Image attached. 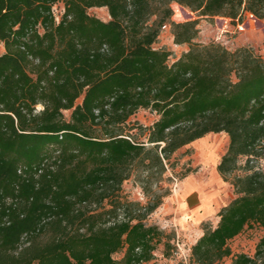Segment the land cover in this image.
Masks as SVG:
<instances>
[{"label": "trees", "instance_id": "trees-1", "mask_svg": "<svg viewBox=\"0 0 264 264\" xmlns=\"http://www.w3.org/2000/svg\"><path fill=\"white\" fill-rule=\"evenodd\" d=\"M174 2L264 22V0H0V264H155L164 238L169 257L175 235L146 220L171 195L173 156L219 133L230 142L218 172L238 197L191 264H264V173L250 168L264 160V58L196 43L200 20L172 22ZM103 7L108 22L88 13ZM168 24L189 46L171 64L154 47ZM141 109L159 116L152 127L130 122ZM134 175L146 204L122 195ZM246 227L263 234L255 258L230 246Z\"/></svg>", "mask_w": 264, "mask_h": 264}, {"label": "rangeland", "instance_id": "rangeland-1", "mask_svg": "<svg viewBox=\"0 0 264 264\" xmlns=\"http://www.w3.org/2000/svg\"><path fill=\"white\" fill-rule=\"evenodd\" d=\"M175 5L176 7H174ZM177 7L188 13L186 19L184 18L183 20L177 17ZM172 9L174 13L172 22L177 24L200 20V25L198 27L200 35L195 41L196 43L204 45L218 43L232 52L242 47L252 48L256 54L264 58V22L258 20L256 17L249 14V17L246 18V16L243 15V18L236 21L221 16H216V18L198 17L197 13H194L185 5L183 6L177 2L172 4ZM63 12V5L60 4L56 7L57 15H61ZM88 13L102 21L108 22L111 19L108 8L106 7L92 8L88 10ZM155 19L157 18L153 17V20ZM226 19L227 21H225ZM218 21H224L225 23L218 24ZM239 24L240 27L242 26L241 29L238 27ZM154 47L172 53V56L169 58L170 64L181 57L186 49H189L187 44L183 46L175 44V36L172 32V25L170 24H168V29L161 31V36ZM3 53L4 47L0 43V54ZM41 108L42 106L39 107V110H41ZM65 116L68 120L71 118L69 112H65ZM158 119L159 116L156 113L141 109L130 122L133 125L140 124L143 127H152ZM134 132L137 133L138 131ZM206 137L209 138L207 144L203 145L202 141H196L178 151L173 156L172 161L176 160L178 164L172 169L169 168L165 175L166 179H171L165 186L166 189L168 188L171 190V195L164 200V204L157 209L156 213L146 220L148 226H158L166 235H175V239L171 241L174 249L171 250L170 256L167 257L165 255L166 247L164 243L167 242L168 239L164 238V243L159 246L158 251L155 252V264H191L190 257L192 247L196 244L195 241L199 239L200 234L204 232L205 226L208 225L216 228L220 222L219 214L221 209L228 206L238 197V194H235L234 187L230 183L221 180L220 188L217 186L218 190L214 202L222 206L221 208H216L217 212L204 215L203 212L201 213L193 210L192 201L189 200V202H186L180 193L177 194L178 187L181 186L184 181L181 179V176L188 168L198 170L197 173H192L189 176L192 177L195 175L199 181L200 179H208L211 181L214 179L211 167L206 162H202L201 151L204 148L208 149L210 146L213 147L216 145L220 149L218 153V158H220L225 148L227 147V150L229 148V143L225 145V142H230V140L229 136L225 133H219V135L209 134ZM140 138L142 141H147L145 137ZM227 150L225 152H227ZM239 161L240 169L235 176H245L248 172L246 170L248 161L244 157L240 158ZM250 168L264 173V160H254L250 164ZM154 190H157L160 194L164 192L163 190H158L157 184L154 186ZM122 195L134 202H141L142 204L148 202V197L144 195L141 182L136 175L124 183ZM194 203H197V197ZM262 235L261 230L255 227H246L237 239L230 242V246L234 254L244 253L251 258H255ZM123 256L124 253H119L115 254L113 257L115 260H121ZM223 264H232V259L225 260Z\"/></svg>", "mask_w": 264, "mask_h": 264}, {"label": "crops", "instance_id": "crops-1", "mask_svg": "<svg viewBox=\"0 0 264 264\" xmlns=\"http://www.w3.org/2000/svg\"><path fill=\"white\" fill-rule=\"evenodd\" d=\"M244 16H246V18L249 17L248 14H244ZM225 21H227V19ZM224 23H225L224 21H218V24H224ZM187 51H189V50L186 49L185 52H187ZM228 143L229 142H225V145ZM226 150H227V147L225 148V151ZM225 151H223L220 158H218V153L220 152V149L216 145H214L213 147L210 146V148H208V149L204 148L201 151L202 162H204V163L206 162L211 167V170L213 172V178L214 179L212 181L208 180V179H204V180L200 179V181H199V180H197V177L195 175H193L192 177L188 176L182 182V184H181L182 192L180 193V195L184 197L186 202H189V200L193 202L192 208L194 211H199L201 213L203 212L204 215L205 214L209 215V214H212L213 212L214 213L217 212L216 208H218V207L221 208L222 205H217L214 202V200L216 199V195H217V190H218L217 186H219V188H220L221 180L224 181V179L221 178L219 175L218 166L221 163L220 161H221L222 157L226 154ZM192 179H196L199 185H203V187L205 188V195L207 198L203 199L202 195H200V193L197 190L190 189V185H191L190 182ZM196 197H197V203H194L196 201ZM203 235H204V232H202L200 234L199 239ZM197 241H195V243Z\"/></svg>", "mask_w": 264, "mask_h": 264}, {"label": "bare ground", "instance_id": "bare-ground-1", "mask_svg": "<svg viewBox=\"0 0 264 264\" xmlns=\"http://www.w3.org/2000/svg\"><path fill=\"white\" fill-rule=\"evenodd\" d=\"M187 16H188V13L185 10L183 11V9L177 8V17L178 18L184 20V18L186 19ZM208 140H209V138L205 136V137H203V139H200L197 141H202V144L204 145V144H207ZM190 183H191L190 189L197 190L200 193V195H202L203 199L207 198L205 195V188L203 187V185H199L196 179H192ZM181 192H182V186H179L177 189V194H179Z\"/></svg>", "mask_w": 264, "mask_h": 264}, {"label": "built area", "instance_id": "built-area-1", "mask_svg": "<svg viewBox=\"0 0 264 264\" xmlns=\"http://www.w3.org/2000/svg\"><path fill=\"white\" fill-rule=\"evenodd\" d=\"M174 7H176V5L174 6ZM177 8H179V7H177ZM55 10H56V7H55ZM176 12H177V10H176ZM252 16V15H251ZM254 17V16H253ZM58 20V19H57ZM238 27H240V24L238 25ZM242 27V26H241ZM241 27H240V29H241ZM166 29H168V25L167 26H165V27H163V29L162 30H166Z\"/></svg>", "mask_w": 264, "mask_h": 264}]
</instances>
